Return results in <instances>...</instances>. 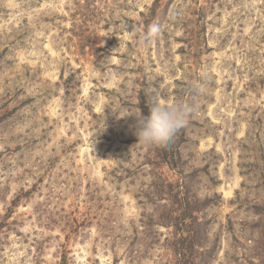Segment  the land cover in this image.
Returning a JSON list of instances; mask_svg holds the SVG:
<instances>
[{
    "label": "rangeland",
    "instance_id": "374dc122",
    "mask_svg": "<svg viewBox=\"0 0 264 264\" xmlns=\"http://www.w3.org/2000/svg\"><path fill=\"white\" fill-rule=\"evenodd\" d=\"M0 264H264V0H0Z\"/></svg>",
    "mask_w": 264,
    "mask_h": 264
},
{
    "label": "clouds",
    "instance_id": "9594fccd",
    "mask_svg": "<svg viewBox=\"0 0 264 264\" xmlns=\"http://www.w3.org/2000/svg\"><path fill=\"white\" fill-rule=\"evenodd\" d=\"M160 31L158 23L149 25L142 38L144 44L147 45L158 38ZM147 96L149 112L143 115L138 108L137 112L131 115L134 118L131 129L137 143L145 147H164L174 139L181 128L186 126L195 105L184 99L162 102L158 93H148Z\"/></svg>",
    "mask_w": 264,
    "mask_h": 264
}]
</instances>
